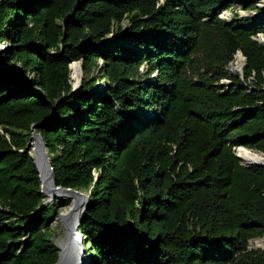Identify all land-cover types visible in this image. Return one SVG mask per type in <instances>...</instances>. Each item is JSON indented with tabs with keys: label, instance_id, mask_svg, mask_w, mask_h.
I'll return each instance as SVG.
<instances>
[{
	"label": "trees",
	"instance_id": "obj_1",
	"mask_svg": "<svg viewBox=\"0 0 264 264\" xmlns=\"http://www.w3.org/2000/svg\"><path fill=\"white\" fill-rule=\"evenodd\" d=\"M238 2L0 0V264L59 260L40 125L56 185L87 195L86 264H264V166L236 155L264 154V9Z\"/></svg>",
	"mask_w": 264,
	"mask_h": 264
},
{
	"label": "rangeland",
	"instance_id": "obj_2",
	"mask_svg": "<svg viewBox=\"0 0 264 264\" xmlns=\"http://www.w3.org/2000/svg\"><path fill=\"white\" fill-rule=\"evenodd\" d=\"M252 1L255 2L256 5L258 4V6H260L261 9H264V0H252ZM245 2H246V0H239L238 4L235 5L234 8H233V10H234L233 13L234 14H236V13L240 14L241 17H249L251 15L253 18H257L258 16H260V12L253 11V13H251L252 11H246L244 9V4H243ZM233 13L232 12H226L225 14H229L231 17L229 19L225 18L224 17L225 14H224V15H222L223 16L222 19L227 21V22L234 21L235 18H234V14ZM126 24H127V20L122 24L123 28H124V26ZM118 38H119L118 34H113L107 39V41L105 43H111L112 41H115ZM260 40H261V42H264V38L263 37H260ZM8 46H9L8 43H1L0 44V55L3 53V51ZM237 58H235V60ZM231 66L232 65H230V68H229L230 70H231ZM234 67L236 69V66H234ZM71 69H72V71L75 74V81H76L75 82L76 83L75 84V90H78L81 87V85H82V80H83V76H84L83 75L82 64L81 63H73L72 66H71ZM243 70H244V67L239 72V74L243 75ZM104 84H105L104 81L100 80L98 82V84H97V87L103 88ZM32 143H34V142H32ZM243 150H248L252 154L251 158L242 159L240 154H241V151H243ZM33 152H34V147H33V150H32V155H33ZM258 154H263V153L256 152V151H251V150L245 149L243 147H237L236 148V155L241 160L242 164L245 165V166H247L250 163H255L256 164V162H257L256 161V157H257ZM262 164H264V162ZM80 194H81L82 202L84 204L87 203V195L84 194V193H80ZM46 203H49V204L57 203L56 207H55V210L57 211V218L53 221V223L51 225V227H52V241L56 244V246H58V248H61L60 243L62 241L64 243H68V238H69L68 230H67L66 215H68L70 213V211L72 209H74V207L76 206V201L75 200H65V201H63V200L58 199V201L55 202V201H53V198H50V197H48L46 195ZM249 248H250V250H261V251H264V239L251 241L250 245H249ZM82 249H83V251L80 254H78L77 247H76V249L73 248V250L75 251L74 255L78 254V256L80 257V261L84 260V262H88L89 261L88 255L86 254L85 249L84 248H82ZM61 252H62V250H61Z\"/></svg>",
	"mask_w": 264,
	"mask_h": 264
},
{
	"label": "water",
	"instance_id": "obj_3",
	"mask_svg": "<svg viewBox=\"0 0 264 264\" xmlns=\"http://www.w3.org/2000/svg\"><path fill=\"white\" fill-rule=\"evenodd\" d=\"M41 127L40 126H36L32 129V136H33V142L31 143L32 147H38V149L40 150V152L46 156V162L52 177V183L50 185V193H51V197L53 198V201H57L58 199L60 200H75L76 201V206L74 207V209H72L70 211V213L68 215H66V222H67V230H68V245H70L71 247H73L74 249H76L77 245L75 243V237L77 236V234L79 233V226L81 223L82 218L85 216L86 211H87V203H83L81 200V194L75 190H71V189H64L61 187H58L56 185L55 182V178H54V170L52 168L51 165V161L49 158V153L48 150L45 147L44 141L41 137V135L37 132V129ZM31 156L33 157V159L35 160V164L37 166V169L39 171L40 174V179H41V184H42V191L45 194V196L47 195V188L45 186V181H44V173L43 171L40 169V166L38 164L37 159L32 155L31 152ZM247 166H261L263 167L264 165L262 164H248ZM73 244L75 245V247L73 246ZM83 246L81 247H77V251L78 254H80L83 251ZM60 251L62 250V248H59ZM77 254V255H78ZM63 253L61 252L59 255V260L57 262V264H62L63 263ZM80 264H86V262H84V260H82L81 262H79ZM78 263V264H79Z\"/></svg>",
	"mask_w": 264,
	"mask_h": 264
},
{
	"label": "bare ground",
	"instance_id": "obj_4",
	"mask_svg": "<svg viewBox=\"0 0 264 264\" xmlns=\"http://www.w3.org/2000/svg\"><path fill=\"white\" fill-rule=\"evenodd\" d=\"M224 17L229 19L231 16L229 14H225ZM33 155L37 159L38 164L40 166V169L43 171V173L45 175L44 181H45V186L47 188V196L52 198L51 193L49 191L50 185L52 183V177H51V174H50L47 162H46V156H44L40 152L38 147H35V146H34ZM240 155H241L242 159H249V158H251L252 154L248 150H243V151H241ZM256 161H257L256 164H262L264 162V155L258 154L256 157ZM250 164H255V163H250ZM262 165H264V164H262ZM60 245H61L62 253H63V259H62L63 263L62 264H78L79 262H81L80 257L78 255H74L75 251L73 250V247H71L67 243H64L63 241L60 243Z\"/></svg>",
	"mask_w": 264,
	"mask_h": 264
},
{
	"label": "built area",
	"instance_id": "obj_5",
	"mask_svg": "<svg viewBox=\"0 0 264 264\" xmlns=\"http://www.w3.org/2000/svg\"><path fill=\"white\" fill-rule=\"evenodd\" d=\"M257 6H258V4H257ZM259 8H261L260 6H258ZM251 13H253V12H251ZM225 14V13H224ZM223 14V15H224ZM231 14V13H230ZM223 16L221 15V18H222ZM260 42H261V40H259ZM238 57V58H237ZM236 62L234 61L231 65V72L232 73H239L242 69H243V67L245 66V59L239 54V55H237L236 56ZM234 66H236V69H235V67ZM229 82L228 81H223V84L224 85H227ZM262 155H264V154H262ZM75 243H76V245H77V247H81V246H83L82 245V236H81V234H80V232L77 234V236L75 237Z\"/></svg>",
	"mask_w": 264,
	"mask_h": 264
}]
</instances>
